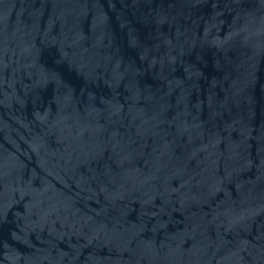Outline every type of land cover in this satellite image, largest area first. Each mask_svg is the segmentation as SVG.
I'll return each mask as SVG.
<instances>
[{"label": "water", "instance_id": "95a60500", "mask_svg": "<svg viewBox=\"0 0 264 264\" xmlns=\"http://www.w3.org/2000/svg\"><path fill=\"white\" fill-rule=\"evenodd\" d=\"M0 264H264V0H0Z\"/></svg>", "mask_w": 264, "mask_h": 264}]
</instances>
